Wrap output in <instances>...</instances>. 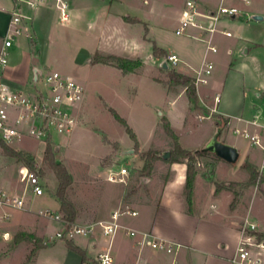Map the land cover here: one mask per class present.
Returning <instances> with one entry per match:
<instances>
[{"label": "rangeland", "instance_id": "rangeland-1", "mask_svg": "<svg viewBox=\"0 0 264 264\" xmlns=\"http://www.w3.org/2000/svg\"><path fill=\"white\" fill-rule=\"evenodd\" d=\"M142 1L144 5L149 4ZM183 1L151 0L150 3L153 2L156 6L157 14L150 15L149 29L145 20L128 25V36L135 40L134 50L130 51L120 46L113 48L120 53L130 52L119 55L139 59V63L133 69L123 70L115 58H111L108 62L93 61L92 57L98 51L97 47L102 44L101 39L97 38L93 41L94 43H89L87 38L92 33L93 27L81 25L78 30L74 23L67 22L69 20L63 21L54 0L44 2L46 16L41 24L33 19L31 24L23 28L22 31L27 35L29 43L27 50L21 53L16 45L9 47V60L12 58L16 61L12 67L6 69V77L11 82L23 83L24 78L29 76L38 64H41L45 69L58 68L70 72L85 85V97L78 107L79 124L71 133H56L51 142L32 136H24L12 142L6 141L14 147L30 150L36 158L37 166L33 169L41 175L44 184V192L37 195L38 199L34 205L39 210H45L47 207L55 209L56 198L59 197L57 190L60 178L53 166L51 154L46 149L48 143L52 145L55 160L62 161L68 170L70 169V174L74 175L71 174V182L66 187V196L73 202L79 214L74 218L75 221L87 223L100 218L93 212L105 185L109 183L108 178L104 176L107 170L102 165H110L114 168L127 165L129 175L123 182L129 185L128 190L151 193L155 188L158 191L159 186L153 185L152 179L148 176L163 178L168 174L167 162L171 161L169 156L175 147L174 137L164 128L163 115L166 114L171 115L172 126L180 133V140L186 144L200 143L205 140L206 134L211 130L213 133L221 130L219 135L223 138H233L240 145L237 160L231 162L246 161L251 149H257L254 157L259 163L264 160L262 147L254 144L252 139L244 136V133L234 130L233 125L226 126L227 121L224 128L221 124L216 125L215 111L209 113L210 108L207 109L204 103L197 106L191 103L194 112L189 113L187 118L185 112V107L188 105L187 94H180L174 103L171 102L174 93L168 88L181 90L184 84L171 82L170 69L179 70L177 68L179 67L194 72L192 64L199 66L204 48L208 46L207 40L189 35L192 25H188L182 33L176 32L175 28L177 24H180L177 7ZM235 1L238 4L246 0ZM146 10L144 9L143 12L145 13ZM250 14V11L241 8L234 21L235 24L230 23L227 27L232 30L233 35L218 32L215 42L219 50L213 51L207 47L208 58L214 62V67L208 74L210 80L199 84L202 91L206 88L221 89L225 85L221 103H226L233 112H242L246 116H253L254 112L259 111L262 117V111L264 112V19L260 20L261 27L255 26L253 22H244L243 19H247ZM259 14L263 16L264 12L261 11ZM240 18L244 25L243 30L236 24ZM240 31L251 33L257 31L263 43L249 44L241 40L233 46L231 54L227 53L226 45L236 39ZM117 41H119L118 38L105 40L113 45ZM154 41L167 47L168 50L165 48L167 53L173 50L172 48L182 49L184 52L182 56L191 63L180 60L175 65L165 64L167 53L162 55L154 53ZM246 46L251 48L248 53L245 52ZM99 52L109 54V52ZM227 59L236 63V66L233 68L229 65ZM242 61L246 64H241ZM191 72L190 75H194ZM23 84L26 87H32L30 82ZM111 106L127 119L136 131L143 148H156L161 152V156L152 158L151 169L137 167L136 163L141 161L144 150H140L139 140L136 143L125 124L111 110ZM204 108L211 114L210 116L199 115L205 111ZM234 117L235 115H232V118ZM167 151L169 155L166 156ZM209 155L197 154L196 170L207 174L217 183L213 159L216 156L211 158ZM182 157L185 156L181 154L180 158ZM23 163L26 162L7 153L0 141V184L10 187L13 191L25 192V182L20 178V166ZM254 164L259 169L260 164ZM241 166L246 168L244 164ZM96 169H102L103 175L93 171ZM246 170L245 177L230 180L232 182L227 183L238 194L245 186L251 184L249 180L251 173L247 168ZM260 181L258 177L255 182ZM26 195H31L30 191H27ZM126 205L122 203L119 208ZM7 219L8 217L0 221V239L4 238L11 243L12 235L5 236L1 229L6 226ZM75 237L80 238L79 234Z\"/></svg>", "mask_w": 264, "mask_h": 264}, {"label": "crops", "instance_id": "crops-1", "mask_svg": "<svg viewBox=\"0 0 264 264\" xmlns=\"http://www.w3.org/2000/svg\"><path fill=\"white\" fill-rule=\"evenodd\" d=\"M16 1L17 0H0V46L3 43L4 34L8 29L10 11L14 7ZM47 1L51 2V0ZM67 1L69 2L70 9V19L67 22H72L77 25L78 30H80L81 25L92 26L93 30L87 38L88 42L94 43L93 41H95V39L100 38L102 44L98 46L96 50L107 53H130H120L113 48L118 46L133 51V48H135L133 42L135 40L128 36V25L145 20L149 29L148 20L150 15L153 16L154 13L157 14L156 6H154L153 2L150 3L151 0H144V2L149 3L148 5H144L142 0ZM220 1L221 0H201L200 5L204 7L208 3L216 6ZM224 2L227 4H236L243 10L250 11L251 14L248 15L247 19H243V21L253 22L252 24H255V26L261 27L262 23H260V20L264 19V15L261 17L258 15H260L259 13L261 11L264 12V0H246L238 4L235 0H224ZM184 3L185 0L177 7L179 17L181 16ZM144 9H147L145 13L143 12ZM45 11L44 3L39 5L34 10L32 19L25 23L24 28L28 26L29 23L31 24L33 19H35L38 24H41L46 16ZM237 14L221 13L216 21L218 29L213 32L204 31V28L199 25H192V30L188 33L195 38H201L205 41L208 37H212L215 41L218 32L226 34L221 29L228 27L230 23L235 24L234 21L236 20ZM134 16L139 19L134 20ZM204 20L205 19L202 18V21ZM241 22L242 19L240 18L236 24L243 30L244 25ZM33 28L35 27L33 26ZM40 34H42V31H40ZM260 37L261 35L257 31L252 33L250 31H240L238 37L226 45V52L231 54L233 52V46L237 45L241 40L249 44H262L263 41L260 40ZM115 38L119 39L115 45L110 42H105L107 39L114 40ZM155 40L157 41V39ZM157 44L162 46L158 42ZM13 45L17 46L19 52H25L27 50V45H29L28 38L22 30L16 33L10 47ZM164 48L168 50L167 47ZM172 49L171 51H176L179 54L181 60L188 61L182 56V53H184L182 49ZM250 50L251 48L246 46L245 52L248 53ZM206 55H208L207 46L204 48L199 66L192 64L194 69L202 65ZM227 62H229V65L233 68L236 66V63L230 59H227ZM15 63L16 61L11 58L8 61L7 68L12 67ZM241 64L246 63L242 61ZM247 65L249 66V64ZM38 66L42 65L38 64ZM177 68L179 71L188 74L191 72L179 67ZM32 73L24 78L26 84L30 82ZM191 73H195V71ZM209 80L210 77L207 81ZM13 83L24 85L19 81ZM224 88L225 85L221 89L206 88L202 91L200 84H197V92L199 95L198 104L200 105L205 101L213 105L215 103L213 95L216 92H219L221 95L217 107L218 110L215 111L214 115L216 125L221 124L224 128L225 121H227L226 126L233 125V129L235 126L248 128L251 131H261L264 129L263 111L262 117L259 111L254 112L253 116H246L242 112H233L228 108L226 103H221ZM168 90L174 93L171 100L173 103L180 94H187L185 85L181 90H172L170 88H168ZM187 100L188 105L185 107V112L188 118L189 113L194 111L191 108L189 96ZM207 109L209 108L207 107ZM205 111L207 110L205 109ZM166 115L170 121H172L171 115ZM232 115H235V117L232 118ZM232 122L234 123L232 124ZM175 131L178 133L176 129ZM178 135L180 140V133H178ZM214 135L215 133L211 130V132L206 134L205 140L195 144H186L180 141L188 148L205 146ZM219 138L235 144L238 148L240 147L233 138H223L221 135H219ZM139 144L140 150L146 149L142 147L140 140ZM214 152L215 151L212 149H207L205 152L201 153V155L210 154L209 156L211 158L214 155L216 156L213 157V159L216 166L215 173L218 178H216L218 181L217 183L221 181H226L228 183L230 180H239L246 176L247 170L241 166L244 164L245 160L239 163H233ZM255 154H257V149H251L250 153L247 154L246 160L261 164L262 162L259 163V161L255 159ZM186 159L187 156L184 158L182 157L181 160H171L167 162L168 174L163 178L154 175L148 176L152 179L153 185L157 184V186H159L158 191L153 188L151 193H138V191L134 189L128 190L129 185H125L122 180H112L107 177L110 165H102L107 170L104 176L108 178L109 183L105 185L102 196L97 200L93 214L100 218H110L112 211L119 208L122 203L130 204L135 207L138 212L135 214L128 212L121 213L120 221L122 225L112 237L95 231L89 235L79 234L80 238L77 239L75 236L71 238L74 243L78 244L85 251L87 257L84 259L80 251L67 244L66 238L54 237L56 229L60 227L62 222L46 214L43 215L44 213H41L39 208L34 206L35 201L38 199L37 195L26 196L25 205L22 207L7 206L10 215L8 219L5 220L6 226L1 229L2 233L8 230L10 236L12 235L13 241L10 243L4 238L0 239V264H97V252L107 248L109 244L114 256L111 264H134L139 257H145L155 264H160L164 259L170 256V254L163 249L150 246H145L143 249H140L135 241V237L128 233L127 230L129 227H134L139 231L152 230L159 236L180 240L182 246L178 253V264H232L231 256L236 250L240 237L239 229L246 218L255 220L260 231L264 233V180L245 186L238 194L235 205L231 206L234 190L227 184L217 188V183L212 181L207 174H202L197 171L193 210L189 212L187 210V200L183 193L187 174ZM144 161V157L141 156V161L136 163L137 167H143ZM93 171L99 172L100 174L103 173L102 169ZM128 175L129 172L126 174V177H128ZM72 176L74 175L72 174ZM0 186L13 191V189L4 184H0ZM53 210L64 212V210L61 209V200L59 197L58 199L56 198L55 209ZM77 216H79L78 212H76V217ZM21 231L35 233L37 236L41 237L46 244L35 248V241L32 239H16L17 233Z\"/></svg>", "mask_w": 264, "mask_h": 264}, {"label": "built area", "instance_id": "built-area-1", "mask_svg": "<svg viewBox=\"0 0 264 264\" xmlns=\"http://www.w3.org/2000/svg\"><path fill=\"white\" fill-rule=\"evenodd\" d=\"M47 0H17L10 11V20L3 43L0 46V138L12 142L24 136H32L51 142L54 135L69 134L78 123V107L85 96V85L74 74L62 71L58 68L45 69L36 66L30 83L32 87L15 84L7 79L6 69L9 61V47L13 43L16 33L23 30L27 21L33 17L34 10ZM201 0H185L180 16V24L175 28L177 33L185 31L188 25H199L204 31L213 32L218 29L217 19L221 13L237 14L240 7L236 4H227L224 0L216 6L207 3L200 5ZM59 9L63 21L70 18L69 2L67 0H54ZM202 18L205 19L202 21ZM226 34H232V30L224 27L221 29ZM210 50H218V45L212 37L206 39ZM207 49V53H208ZM181 57L176 51L166 54V61L172 65L177 64ZM214 62L206 55L202 65L195 68L194 81L197 84L206 82L208 74L213 70ZM41 82V83H40ZM215 103L210 105L204 102L210 112L218 110L221 99L219 92L213 95ZM208 112L199 113L201 117L210 116ZM234 130L244 133L264 150V129L251 131L248 128L235 126ZM259 170H264V160ZM129 172L127 165L119 168H110L107 177L112 180H126ZM20 178L25 182V192L8 190L0 186V221L9 217L7 206L22 207L25 205L26 192L31 195H39L44 192V184L41 175L28 164L20 166ZM41 213L49 214L62 222L55 231L54 237L73 238L76 234L89 235L99 231L112 237L121 227L120 215L123 212L135 214V207L126 205L123 208L114 209L110 218H99L91 222L82 223L69 219L60 211L47 207L40 209ZM240 237L234 254L231 256L232 264H264V233L260 231L255 220L246 218L240 226ZM128 233L135 237L140 249L145 246L163 249L170 256L160 264H178V253L182 242L178 239L163 237L152 230L139 231L134 227L128 228ZM8 236L9 231L3 232ZM97 264H111L114 256L110 244L96 254ZM134 264H155L150 259L139 257Z\"/></svg>", "mask_w": 264, "mask_h": 264}, {"label": "trees", "instance_id": "trees-1", "mask_svg": "<svg viewBox=\"0 0 264 264\" xmlns=\"http://www.w3.org/2000/svg\"><path fill=\"white\" fill-rule=\"evenodd\" d=\"M134 20H138L139 18L134 16ZM154 53L158 55L166 54L167 50L158 45L154 41ZM111 58L117 59V62L120 64L121 68L123 70H128V69H133L135 65L139 63V59L125 56V55H119V54H114V53H109V54H103L97 51L93 57V61H103V62H108ZM170 79L172 83H182L186 86V92L189 96V99L191 103L194 106L198 105L199 102V95L197 92V85L194 81V76L190 75L188 73L179 71L177 69H170ZM111 110L115 113L116 117L125 124L127 130L130 132L132 137L135 139L136 143H138V138L136 135L135 130L133 127L129 124L127 119L119 113V111L114 108L113 106L110 107ZM163 124L165 130L170 133L174 139H175V147L174 150H172V154L169 156L171 160H181L180 155L182 154L183 156H187L186 162H187V174H186V180L184 183V188H183V193L186 197L187 200V210L191 212L193 209V197H194V188H195V178H196V159H197V154H201L205 152L207 149L204 148V146L196 147V148H188L184 146V144L179 140V135L175 131L174 127L172 126L170 119L168 118L167 115H163ZM5 151L9 154H12L16 156L19 160L25 161L27 164L30 165L32 168H36L37 166V161L34 156V154L27 149L23 148H17L3 139H0ZM48 153L51 154L52 157V163L53 166L57 172L58 177L60 178V184L57 190V194L61 200V209L64 210V216L69 218V219H74L76 217V208L73 204V202L68 199L66 196V187L68 184L71 182V174L70 171L68 170L67 166L62 162V161H57L55 160L53 156V151H52V145L51 143L47 144L46 147ZM142 155L145 157V163L143 168L144 169H151L152 167V158H157L161 156V152L158 151L156 148H148L144 151H142ZM245 167L250 171L251 177H250V182L253 183L257 180L258 177H260L261 180H264V172H261L256 165L251 162L250 160H246L244 162ZM232 181L228 182L231 183ZM226 181H221L217 183V188L223 185H226ZM238 198V192L234 190V197L231 201V206H234ZM20 238H28L32 239L35 241V248L41 245L46 244L43 239L39 236H37L35 233L30 232V231H21L17 233L16 239ZM67 244L80 251L83 255V259L86 258V253L85 251L76 243L71 238H66Z\"/></svg>", "mask_w": 264, "mask_h": 264}, {"label": "water", "instance_id": "water-1", "mask_svg": "<svg viewBox=\"0 0 264 264\" xmlns=\"http://www.w3.org/2000/svg\"><path fill=\"white\" fill-rule=\"evenodd\" d=\"M262 16V15H258ZM167 64V62H165ZM220 131L216 132L215 135L210 139L207 145L204 146L205 149H212L220 156L226 158L230 161L237 160L240 151L239 148L232 143L224 141L223 139L219 138ZM165 155H169V151L165 153Z\"/></svg>", "mask_w": 264, "mask_h": 264}]
</instances>
